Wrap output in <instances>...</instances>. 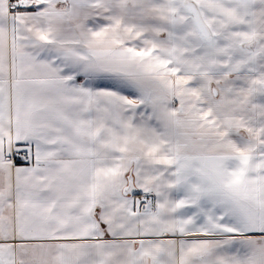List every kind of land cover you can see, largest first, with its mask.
Returning <instances> with one entry per match:
<instances>
[{"label":"snow or ice","instance_id":"snow-or-ice-1","mask_svg":"<svg viewBox=\"0 0 264 264\" xmlns=\"http://www.w3.org/2000/svg\"><path fill=\"white\" fill-rule=\"evenodd\" d=\"M0 264H264V0H0Z\"/></svg>","mask_w":264,"mask_h":264}]
</instances>
